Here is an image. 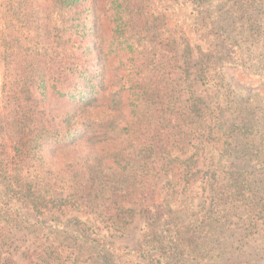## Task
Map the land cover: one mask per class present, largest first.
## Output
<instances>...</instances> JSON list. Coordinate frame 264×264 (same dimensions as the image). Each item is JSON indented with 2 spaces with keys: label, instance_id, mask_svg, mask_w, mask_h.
Segmentation results:
<instances>
[{
  "label": "trees",
  "instance_id": "16d2710c",
  "mask_svg": "<svg viewBox=\"0 0 264 264\" xmlns=\"http://www.w3.org/2000/svg\"><path fill=\"white\" fill-rule=\"evenodd\" d=\"M42 1L0 0V59L5 66L0 90L1 193H24V179L44 148L77 150L85 146L88 153L84 158L76 154V162H68L69 168H81L75 173L76 192L104 199L105 219L120 230L129 223L122 202L136 199L143 214L144 240L136 250L139 255L152 253L149 264H186L180 257L191 245L184 236L188 234L186 227L176 221V216L179 209L191 205L179 195L198 165L193 163V154L174 156V143L207 144L216 125L213 110L196 94L192 82H188L186 113L189 118H197L193 122L181 108L166 104L164 99L176 98L180 91L175 76L182 67L181 59L191 68H198L195 83L218 85L223 79L215 74L213 66L220 61L221 69L243 65L240 51L234 47L230 51L234 60H226L220 53L214 54L213 47L205 52L198 46L195 54L186 42L180 53L175 40L163 50L158 42L160 28L152 23L153 16L158 17L162 9L158 0ZM196 9L199 17L207 13L201 5ZM208 33L209 37L198 43L210 45L208 41L213 36L211 31ZM124 52L133 68L126 84L119 88L114 71L120 73L126 63L120 61L112 75L108 62ZM163 64L171 80L166 86L159 79ZM141 68L146 74L145 86L136 79ZM186 78L189 81L191 74L187 72ZM123 91L130 98L143 100L142 108L130 109L126 120L117 117L129 106L121 95ZM156 94L161 100L153 108L151 102ZM105 144L115 146L111 154H103ZM93 154L90 166L95 169L88 173L82 166L85 157ZM204 154L200 162L203 164ZM106 159L117 179L97 182L104 173L101 165ZM139 163L140 172L132 174L130 166ZM163 177L167 179L168 193L162 201L155 180ZM210 184L211 204L217 206L219 184ZM228 186L222 183L226 196L232 194ZM9 256L10 250L0 237V264H10Z\"/></svg>",
  "mask_w": 264,
  "mask_h": 264
},
{
  "label": "rangeland",
  "instance_id": "374dc122",
  "mask_svg": "<svg viewBox=\"0 0 264 264\" xmlns=\"http://www.w3.org/2000/svg\"><path fill=\"white\" fill-rule=\"evenodd\" d=\"M42 2L47 4L48 0ZM158 2L162 9L158 17L153 16L152 23L160 28L158 42L163 50L175 40L180 53L188 42L195 54L198 46L205 52L213 47L214 54L234 60L230 51L235 47L243 57V65L221 69L223 62L220 61L218 66H213L215 74L223 79L218 85L205 81L195 83L198 68H191L181 59L182 67L176 70L175 76L180 91L176 98L164 99L166 104L186 113L190 97L188 82H192L196 94L213 110L216 125L213 138L207 144L174 143V156L180 154L184 158L193 154V163L198 165L179 195L191 204L179 209L181 212L176 216V221L186 227L188 234L184 236L191 245L180 259L186 264H264V0ZM200 5L207 10L201 17L196 13ZM209 31L213 36L208 41L210 45L198 43L197 40L209 37ZM127 57L125 52L120 53L108 62L112 65L110 74L119 67L120 61L126 63L120 73L114 71V82L119 88L126 84L133 68ZM194 60H197L195 56ZM160 69L159 79L166 86L170 76L164 64ZM4 71V61L0 59V90ZM140 71L136 79L145 86L146 74L143 68ZM187 72L191 74L189 81ZM121 95L129 106L117 117L126 120L130 109L142 108L143 100L128 97L126 91ZM160 100L157 94L152 98L153 108ZM196 119L188 117L190 122ZM114 147L105 144L103 154H111ZM87 153L85 146L77 150L44 148L31 166L30 175L24 179L23 194L1 193L0 189V237L10 250V264H149L152 253L145 252L143 257L136 251L144 240L143 214L136 199L122 202L129 223L120 230L105 219L104 199L76 192L75 173L81 168L77 165L69 168L68 162L74 164L76 154L82 159ZM202 154L206 159L204 164L200 163ZM94 155L85 157V163L81 164L88 173L95 169L90 166ZM101 167L104 173L98 176L97 182L117 179L112 176L116 172L108 159ZM141 167L140 163L131 165L132 174L137 175ZM155 182L163 201L168 193L167 179L163 177ZM212 182L217 187L219 184L217 206L211 204ZM222 183H228L231 195L223 193ZM226 199L229 202L225 203Z\"/></svg>",
  "mask_w": 264,
  "mask_h": 264
}]
</instances>
